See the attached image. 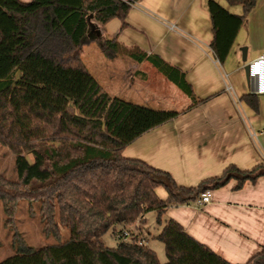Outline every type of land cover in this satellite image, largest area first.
Instances as JSON below:
<instances>
[{
    "label": "trees",
    "instance_id": "obj_1",
    "mask_svg": "<svg viewBox=\"0 0 264 264\" xmlns=\"http://www.w3.org/2000/svg\"><path fill=\"white\" fill-rule=\"evenodd\" d=\"M135 1L0 0V136L21 143L25 150L14 159L20 194L39 198L47 232L57 238L60 226L69 231L66 239L38 248L16 234L13 252L0 264H186L191 257L181 246V227L163 218L165 210L196 202L204 191L230 179H236L239 188L247 179L264 176L263 160L250 171L229 165L220 176L182 186L166 171L123 155L128 144L179 112L110 95L77 50L91 30L90 15L100 24L119 19L124 26ZM226 2L241 5L242 14L207 1L213 34L210 48L219 63L227 58L256 4V0ZM102 45L107 55L151 63L191 99L187 109L200 101L184 73L159 56L115 39H105ZM242 100L258 110L255 94L243 95ZM158 187L165 189V199L156 194ZM3 195L6 192L0 194L2 200ZM150 211L163 225L157 238L165 244L166 263L128 229L136 221L144 223ZM123 230L129 232L128 238L121 235ZM107 232L118 238L116 246L100 242ZM206 259L230 264L213 256ZM243 264H264V247Z\"/></svg>",
    "mask_w": 264,
    "mask_h": 264
},
{
    "label": "crops",
    "instance_id": "obj_2",
    "mask_svg": "<svg viewBox=\"0 0 264 264\" xmlns=\"http://www.w3.org/2000/svg\"><path fill=\"white\" fill-rule=\"evenodd\" d=\"M207 1L136 0L126 25L119 19L96 22L103 40L115 39L179 68L200 100L187 109L191 99L151 63L122 54L104 52L103 69L99 77L93 75L102 87L137 83V91H145L140 93L141 105L179 112L128 144L123 155L166 171L182 186L220 176L229 165L250 171L264 160V60L250 65L248 77L243 69L264 51V0H256L223 63L210 48ZM214 1L230 13L242 14L241 5ZM243 48L246 63L241 60ZM246 94L257 96V111L242 100ZM236 183L230 179L211 190V200L203 206L191 202L165 210L163 218L181 227V246L191 257L186 264H216L206 259L210 256L243 264L264 247V176L247 179L239 188ZM156 194L167 197L163 187L156 188Z\"/></svg>",
    "mask_w": 264,
    "mask_h": 264
},
{
    "label": "rangeland",
    "instance_id": "obj_3",
    "mask_svg": "<svg viewBox=\"0 0 264 264\" xmlns=\"http://www.w3.org/2000/svg\"><path fill=\"white\" fill-rule=\"evenodd\" d=\"M91 21L93 22L94 19ZM94 22L96 24V21ZM102 42L101 35L97 37L92 32V35L88 36L84 44L77 50L78 57L80 56L87 69L95 77H99L98 75L103 69L100 66L101 61L105 58L103 55L105 49ZM103 87L112 96L122 95L126 99L133 101V103L143 104L144 100L140 97V93L145 91L138 92L137 83L124 86L123 88L120 85L115 86L112 84H107V86ZM18 154H25L22 144L0 136V178L3 180L0 182V186L2 192H6V195H3L6 201L0 198V260L13 252V240L16 234L23 238L25 243L34 248L62 241L69 236L68 229L60 226L59 235L54 238L46 230V220L39 210V198L20 194L22 189L19 187L14 168V159ZM26 157L31 159L30 155H26ZM145 219L144 223L141 224L136 221L128 229L134 236L140 238L143 243L153 249L162 263H166L168 258L165 244L157 238L163 229V225L157 224L156 214L153 211L146 213ZM100 242L107 247H114L118 243V238L107 232L100 238Z\"/></svg>",
    "mask_w": 264,
    "mask_h": 264
},
{
    "label": "built area",
    "instance_id": "obj_4",
    "mask_svg": "<svg viewBox=\"0 0 264 264\" xmlns=\"http://www.w3.org/2000/svg\"><path fill=\"white\" fill-rule=\"evenodd\" d=\"M260 60H264V51L262 52V54L260 56H258L254 60L250 61L248 64L249 65H255ZM210 200H211V190H206L196 200V203L198 206H203L205 204H208L210 202ZM121 235L125 236V237H129V232L127 230H123Z\"/></svg>",
    "mask_w": 264,
    "mask_h": 264
},
{
    "label": "water",
    "instance_id": "obj_5",
    "mask_svg": "<svg viewBox=\"0 0 264 264\" xmlns=\"http://www.w3.org/2000/svg\"><path fill=\"white\" fill-rule=\"evenodd\" d=\"M91 19H92V15H90L87 18V20L89 21L90 27H91V30L88 33V36L92 35V32H94L96 34V36L99 37L100 34H101L100 29L97 27V25L95 23H93L91 21ZM241 60H242V62L246 63L247 58H246V50H245V48L242 49V58H241ZM249 68H250V65L248 63L244 64L243 69H244L246 77H248Z\"/></svg>",
    "mask_w": 264,
    "mask_h": 264
}]
</instances>
